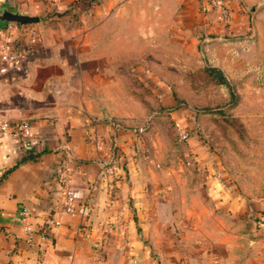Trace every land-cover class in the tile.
I'll return each mask as SVG.
<instances>
[{
    "label": "crops",
    "instance_id": "crops-1",
    "mask_svg": "<svg viewBox=\"0 0 264 264\" xmlns=\"http://www.w3.org/2000/svg\"><path fill=\"white\" fill-rule=\"evenodd\" d=\"M226 1L228 22L210 0L55 1L67 17L33 3L30 13L51 12L35 23L39 53L25 72L0 74V118L31 123L29 135L0 141V264H264V238L246 226L248 201L224 189L220 212L199 189L153 188L132 155L136 129L114 120L93 88L120 84L122 55L143 52L141 42L222 37L246 31L251 13L264 17V0ZM115 154L121 165L109 174L104 165ZM66 175L76 215L59 210ZM24 205L37 226L32 239L20 222ZM49 215L61 224L46 235Z\"/></svg>",
    "mask_w": 264,
    "mask_h": 264
},
{
    "label": "rangeland",
    "instance_id": "rangeland-1",
    "mask_svg": "<svg viewBox=\"0 0 264 264\" xmlns=\"http://www.w3.org/2000/svg\"><path fill=\"white\" fill-rule=\"evenodd\" d=\"M36 1L12 2L28 10ZM38 1L54 10V0ZM257 12L244 32L157 38L149 48L141 42L143 52L122 55L120 84L93 88L97 97H107L114 120L136 129L132 155L153 188L199 189L220 212L221 191L229 190L248 201L246 226L262 239L254 214L264 207V17ZM207 63L224 69L238 93L235 102L228 87L206 72ZM90 76L96 78L93 70ZM177 122L188 139L180 138Z\"/></svg>",
    "mask_w": 264,
    "mask_h": 264
},
{
    "label": "built area",
    "instance_id": "built-area-1",
    "mask_svg": "<svg viewBox=\"0 0 264 264\" xmlns=\"http://www.w3.org/2000/svg\"><path fill=\"white\" fill-rule=\"evenodd\" d=\"M6 0H0V4ZM57 1V0H54ZM212 8L216 12L217 19L221 22H228L231 19V9L226 0H210ZM41 31L35 23L22 24L19 22H9L0 28V74L4 72H25L30 62L39 53V43ZM181 139H188L189 132L177 122ZM142 130V128H141ZM17 132L22 136L31 133V123L28 118L13 121L7 118H0V141L7 138L12 133ZM100 143L99 137L93 135ZM121 163L120 157L115 154L113 159L104 165L109 174H116ZM67 177V175H66ZM63 197L59 201V210L62 213L76 215L77 201L75 190L71 184V179H65ZM20 222L28 239H32L37 231V226L32 220V212L29 206L24 205L20 212ZM256 225L264 238V212L256 215ZM61 224L60 218L49 215L44 219L42 231L48 235V230Z\"/></svg>",
    "mask_w": 264,
    "mask_h": 264
},
{
    "label": "water",
    "instance_id": "water-1",
    "mask_svg": "<svg viewBox=\"0 0 264 264\" xmlns=\"http://www.w3.org/2000/svg\"><path fill=\"white\" fill-rule=\"evenodd\" d=\"M40 16L30 13L28 10H21L13 2L6 0L0 4V28L9 22L22 24L38 23Z\"/></svg>",
    "mask_w": 264,
    "mask_h": 264
},
{
    "label": "trees",
    "instance_id": "trees-1",
    "mask_svg": "<svg viewBox=\"0 0 264 264\" xmlns=\"http://www.w3.org/2000/svg\"><path fill=\"white\" fill-rule=\"evenodd\" d=\"M13 1V0H9ZM68 9L63 11V13L67 12ZM57 12L56 9L53 11V13ZM62 13V12H61ZM76 13V12H75ZM206 72L215 80H217L219 83L224 84L229 89V95H230V101L235 102L238 99V93L236 91V88L234 85L230 82L229 78L227 77L224 69L215 64L207 63L205 65ZM23 161V160H22ZM22 161H19L17 164L21 163ZM10 169H7L4 176L8 173Z\"/></svg>",
    "mask_w": 264,
    "mask_h": 264
}]
</instances>
